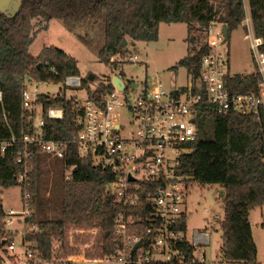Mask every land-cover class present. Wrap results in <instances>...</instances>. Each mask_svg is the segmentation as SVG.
I'll return each instance as SVG.
<instances>
[{
	"label": "trees",
	"instance_id": "obj_1",
	"mask_svg": "<svg viewBox=\"0 0 264 264\" xmlns=\"http://www.w3.org/2000/svg\"><path fill=\"white\" fill-rule=\"evenodd\" d=\"M249 5L255 34L264 40V0H249ZM245 17L244 0H22L14 16L0 10V90L3 92L0 141L20 139L31 129L32 121L22 107V93L28 78L63 83L69 75H80L78 60L58 46H45L38 55L30 51L36 37L34 19L45 22L41 30L48 29L53 19L61 20L71 32L83 23H91L93 37L79 34L78 38L96 49L101 62L115 66L113 56L131 54L123 46L124 39L130 38L134 44L156 41L161 23H186L188 55L174 67H185L196 83L202 58L209 51L210 23L222 22L230 32ZM246 79L252 82L253 77L234 79L236 91H247L240 84ZM89 80L86 77L84 85L92 98L113 89L111 77L102 80L96 89ZM133 83L128 82L130 87ZM39 102L45 110L51 106L64 109L61 120L46 117L49 138L69 139L77 132L73 98L42 93ZM197 128L198 139L186 145L189 150L181 157L179 171L192 177L193 182L219 184L225 190L224 219L220 222L224 238L222 254L229 261L255 264L258 249L249 216L252 209L264 206V118L255 120L252 116L223 114L215 108L200 106ZM20 147L22 143L9 146L0 155V190L19 184L18 176L24 171L23 164L17 162ZM49 157L52 161L48 163ZM28 166L33 207L39 215L37 219L35 214L27 219L36 227L28 232V241L50 255L52 237L66 249L68 228L75 224L100 226L103 240L111 242L114 218L124 210L108 192V184L114 179L111 170L97 166L76 144L70 145L67 160L35 150ZM49 213L53 214L52 218ZM5 217L0 200V264H5L2 255Z\"/></svg>",
	"mask_w": 264,
	"mask_h": 264
},
{
	"label": "built area",
	"instance_id": "obj_2",
	"mask_svg": "<svg viewBox=\"0 0 264 264\" xmlns=\"http://www.w3.org/2000/svg\"><path fill=\"white\" fill-rule=\"evenodd\" d=\"M241 24L255 66L252 72L229 70L224 23L213 21L207 30L209 51L202 58L196 83L188 75L187 85L168 89L156 79L146 84L133 102L127 92L138 85L134 82L131 88L126 84L124 90H119L111 78L112 90L94 98L88 91L85 103L67 96L74 99V123L78 128L69 139L48 137L46 117L61 120L64 109L51 106L45 110L39 102L42 93L37 88L31 90L26 83L22 107L32 121L31 129L20 139L0 141V155L9 146L22 143L17 162L23 164L24 171L18 182L25 187L22 210L10 208L6 212L5 232L13 238L4 236L2 240L5 264H240L229 261L222 253L207 261L210 233L194 229L188 234L187 196L193 181L180 173L179 167L181 157L189 150L186 145L198 139V107L252 116L255 120L264 118V40L255 34L250 14L246 13ZM126 59L135 61L138 55L128 54ZM237 76L253 77L252 82L246 79L240 83L247 86L246 92L236 91ZM85 79L69 75L63 88L83 87ZM71 144L78 145L81 153L91 156L97 166L114 173L108 192L124 210L114 218L111 242L103 240L100 226L71 228L66 249L53 236L59 243L52 245L50 255H45L26 238L28 231L36 229L27 221L33 212L27 167L35 150L67 160ZM20 231L22 239L18 244Z\"/></svg>",
	"mask_w": 264,
	"mask_h": 264
},
{
	"label": "rangeland",
	"instance_id": "obj_3",
	"mask_svg": "<svg viewBox=\"0 0 264 264\" xmlns=\"http://www.w3.org/2000/svg\"><path fill=\"white\" fill-rule=\"evenodd\" d=\"M35 24L34 32L36 37L30 46V51L34 55H38L45 46L55 45L68 53L72 54L78 60L80 76L88 77L90 74H95L96 80H89L92 88L98 87L102 80L112 78L115 74L122 75L127 86L129 81L135 82L138 86L129 90L128 95L134 102L136 95L146 86L156 79L168 88H176L178 86L187 85L190 81L185 67H174L179 60L188 55V44L186 41L188 35L187 24L179 23H161L159 27V37L156 41H137L135 44L129 40L127 48L131 55H138L135 61L125 60L127 54L120 53L112 57V60L117 62L114 64H105L99 60L95 48H90L84 44L78 35H87L88 38L93 37L94 29L91 23H83L77 27L75 32L69 31L63 22L58 19H53L48 25V29L41 30L45 22L38 19L33 20ZM246 30L244 25L229 32L225 46L229 52V70L232 72L250 73L254 70V62L249 47V41L244 38ZM27 85L31 90L37 88L39 93L54 96L63 93L68 97H78L83 103L87 101L88 90L85 86L72 88H63L62 83L52 81H32ZM49 157L47 162H51ZM30 166L27 167L29 170ZM223 189L219 184H200L194 182L187 196L188 205V234L191 235L194 229L207 231L210 233L211 241L207 246L206 254L207 261H211L216 254L222 253L224 244L223 231L220 222L224 219V208L222 198L219 192ZM25 187L18 184L7 189L0 190V200L7 212L10 208L22 210L23 196ZM30 190V185L28 186ZM224 190V189H223ZM225 191V190H224ZM49 193H47V196ZM39 217L36 209L33 207L32 215ZM216 215L218 216L216 218ZM30 217V218H31ZM52 218L53 214L49 213ZM250 221L252 234L257 245V261H264V206L256 207L250 211ZM86 227V226H83ZM72 224L68 228V239H70L71 228H81ZM28 228V227H27ZM2 236L13 238L5 232V225L2 227ZM2 237V238H3ZM22 239L21 231L17 237L19 244ZM2 240V239H1ZM52 245L59 243L53 240Z\"/></svg>",
	"mask_w": 264,
	"mask_h": 264
},
{
	"label": "water",
	"instance_id": "obj_4",
	"mask_svg": "<svg viewBox=\"0 0 264 264\" xmlns=\"http://www.w3.org/2000/svg\"><path fill=\"white\" fill-rule=\"evenodd\" d=\"M21 4H22V0H0V10L2 13L8 16H14L18 13L21 7ZM223 32H224V41L226 42L228 39V34H229V28L226 24H224L223 26ZM123 46L125 47L129 46L128 39L123 40ZM94 78H95L94 74L89 75L90 80H94ZM28 79L30 80L31 78H28ZM112 82L117 86L119 90H124L126 87L125 80L119 74H115L112 77ZM219 195L224 196L225 191L221 189L219 192ZM140 245H141V241L138 243L137 246H140Z\"/></svg>",
	"mask_w": 264,
	"mask_h": 264
},
{
	"label": "crops",
	"instance_id": "obj_5",
	"mask_svg": "<svg viewBox=\"0 0 264 264\" xmlns=\"http://www.w3.org/2000/svg\"><path fill=\"white\" fill-rule=\"evenodd\" d=\"M245 2V9H246V13L247 14H250L251 15V10H250V5H249V0H244ZM48 25H50V22L48 23ZM49 27V26H48ZM242 86H245L243 84H241ZM135 86V85H134ZM246 89H247V86H245ZM236 90H237V84H236ZM240 92V91H239ZM246 92V91H245ZM194 183V182H193ZM6 212V211H5ZM28 224H31V223H28ZM29 232V231H28ZM27 232V234H28ZM253 233V232H252ZM254 238V237H253ZM262 262V261H261ZM240 264H247V263H244V262H238ZM256 263H258V261H256Z\"/></svg>",
	"mask_w": 264,
	"mask_h": 264
}]
</instances>
